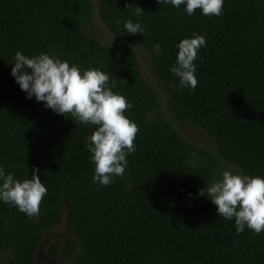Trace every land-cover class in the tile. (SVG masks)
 I'll return each instance as SVG.
<instances>
[{
  "label": "trees",
  "instance_id": "1",
  "mask_svg": "<svg viewBox=\"0 0 264 264\" xmlns=\"http://www.w3.org/2000/svg\"><path fill=\"white\" fill-rule=\"evenodd\" d=\"M95 10L117 40L86 30ZM129 19L144 32L127 33ZM194 34L207 43L192 90L170 68L179 42ZM133 45L147 52L166 111L202 129L214 148L188 140L160 110ZM18 51L45 52L117 80L113 91L132 104L125 114L139 127L123 177L94 182L86 144L96 126L29 99L11 75ZM222 160L264 176V0H224L220 16L199 9L189 16L185 5L159 0H0V166L20 180L38 167L48 189L37 218L0 200V264H39L37 244L61 221L64 201L68 235L48 246L55 264H264V232L237 233L235 220L219 217L207 194L199 195Z\"/></svg>",
  "mask_w": 264,
  "mask_h": 264
},
{
  "label": "clouds",
  "instance_id": "2",
  "mask_svg": "<svg viewBox=\"0 0 264 264\" xmlns=\"http://www.w3.org/2000/svg\"><path fill=\"white\" fill-rule=\"evenodd\" d=\"M159 3L175 8L185 5L189 16L198 9L204 16H220L224 6V0H159ZM143 13L144 10L136 6L135 14ZM124 28L129 34L144 32V27L131 19L125 22ZM206 43L204 35L194 34L177 45L179 51L170 71L179 78L181 87L196 89L199 81L195 61ZM154 48L157 55L164 54L159 43ZM11 75L29 99L35 96L58 114H70L81 124L96 126L86 144L90 161L95 165L94 182L107 186L114 182V176H124L126 157L136 151L139 127L125 114L132 104L124 95L113 91L116 79H110L108 73L98 68L81 71L78 65H70L67 60L45 52L29 57L19 51L14 56ZM122 82L126 81L122 79ZM39 171L37 167L31 178L20 180L0 166V200L30 218L39 217L40 206L48 193ZM205 193L217 206L219 217L235 220L237 233H242L245 227L257 235L264 232V176L241 174L229 168L222 171L220 179L201 189L199 195Z\"/></svg>",
  "mask_w": 264,
  "mask_h": 264
},
{
  "label": "rangeland",
  "instance_id": "3",
  "mask_svg": "<svg viewBox=\"0 0 264 264\" xmlns=\"http://www.w3.org/2000/svg\"><path fill=\"white\" fill-rule=\"evenodd\" d=\"M86 30L88 32L96 34L101 40H104V41H115L118 39L100 21L96 10H95L93 22L89 27L86 28ZM134 49L136 50L138 54L139 65L141 68V73H142L143 78L148 83H150L157 92L160 110L173 122V124L177 127V129L188 140L197 142L201 145H204L210 148H214V143L212 139L202 129H199L191 124L184 123L181 120H179L175 115L169 114L166 111L165 106H164L163 91H162V88L155 74L152 72L150 68L147 52L143 48L138 47V46H134ZM229 168L234 172H239L242 174L241 170L237 166H235L233 163L227 160H222L220 165L217 168L213 182L215 180L220 179L222 171L229 169ZM67 235L68 233L65 231L62 223H58L57 225L47 228L44 238L37 246V250H36L37 262L39 264H54L56 257L48 251V246L52 241L56 239H59L60 242H62L63 239ZM5 258H6V253H3L0 255V261L4 260Z\"/></svg>",
  "mask_w": 264,
  "mask_h": 264
},
{
  "label": "water",
  "instance_id": "4",
  "mask_svg": "<svg viewBox=\"0 0 264 264\" xmlns=\"http://www.w3.org/2000/svg\"><path fill=\"white\" fill-rule=\"evenodd\" d=\"M66 212H67V201H64V203H63V207H62V219H61V221L59 222V223H62V225L64 226V223H65V216H66ZM47 230V229H46ZM45 233H46V231H45ZM44 236H45V234H44ZM44 238V237H43ZM42 241V240H41ZM40 241V242H41ZM39 242V243H40ZM38 243V244H39ZM38 244H37V246H38ZM36 250H37V247H36ZM55 256V255H54ZM56 257V256H55ZM35 258H36V253H35ZM37 260V259H36ZM55 262H56V260H55ZM55 264V263H54Z\"/></svg>",
  "mask_w": 264,
  "mask_h": 264
}]
</instances>
